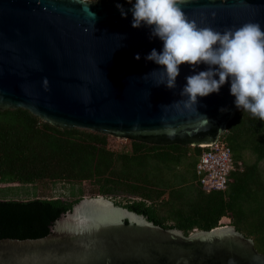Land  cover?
Listing matches in <instances>:
<instances>
[{"label": "water", "instance_id": "water-1", "mask_svg": "<svg viewBox=\"0 0 264 264\" xmlns=\"http://www.w3.org/2000/svg\"><path fill=\"white\" fill-rule=\"evenodd\" d=\"M118 4L0 0V108L20 106L61 128L148 144L217 140L237 108L230 79L198 97L196 110L176 103L185 99L186 77L208 66L183 64L176 88L155 86L158 77L145 75L160 66L145 57L163 42L150 38L148 26L132 27V4H120L126 17ZM182 10L198 27L222 32L254 22L264 31V0H187ZM194 231L185 236L108 200L84 198L43 237L1 238L0 264H264L253 240L233 227Z\"/></svg>", "mask_w": 264, "mask_h": 264}, {"label": "trees", "instance_id": "trees-1", "mask_svg": "<svg viewBox=\"0 0 264 264\" xmlns=\"http://www.w3.org/2000/svg\"><path fill=\"white\" fill-rule=\"evenodd\" d=\"M109 137L96 129L61 128L24 107L0 108V183L70 184L68 197H1L0 239L47 235L82 199L87 182L93 195L114 199L185 236L195 229L209 231L220 226L222 217H230L229 224L264 254V121L238 108L228 120L220 137L236 166L224 190L207 191L197 181L199 146L131 140L130 149L114 150Z\"/></svg>", "mask_w": 264, "mask_h": 264}, {"label": "clouds", "instance_id": "clouds-1", "mask_svg": "<svg viewBox=\"0 0 264 264\" xmlns=\"http://www.w3.org/2000/svg\"><path fill=\"white\" fill-rule=\"evenodd\" d=\"M127 2L132 4L129 9L132 27L148 26L150 38L158 37L163 42L161 51L153 48L145 57L160 66L145 75L158 77L155 86L164 84L168 89H174L181 65L195 69L205 64L207 70L186 77L187 83L180 92L185 99L176 103L196 110L198 97L218 93L230 79V94L235 97V106L264 121V31L258 23L247 22L221 32L198 27L190 20L182 10L187 0ZM117 7L122 17H126L123 6L118 4ZM134 58L139 60V53Z\"/></svg>", "mask_w": 264, "mask_h": 264}, {"label": "built area", "instance_id": "built-area-1", "mask_svg": "<svg viewBox=\"0 0 264 264\" xmlns=\"http://www.w3.org/2000/svg\"><path fill=\"white\" fill-rule=\"evenodd\" d=\"M132 2H135V0H132ZM220 136L212 143H204L199 146L202 151L197 159L195 172L197 181L207 191L224 190L230 181L229 174L236 166L229 146ZM238 165H241V162H238ZM223 218H226L227 223L222 220ZM229 222L230 217H222L219 224L220 226H227Z\"/></svg>", "mask_w": 264, "mask_h": 264}, {"label": "rangeland", "instance_id": "rangeland-1", "mask_svg": "<svg viewBox=\"0 0 264 264\" xmlns=\"http://www.w3.org/2000/svg\"><path fill=\"white\" fill-rule=\"evenodd\" d=\"M130 140L125 138H119L116 136L110 135L109 137V146L114 150H124L130 147ZM4 186H12L10 188H6L0 190V198L1 197H18V198H28L33 195L41 196V197H51V196H63L68 197L70 195V184L64 181H56L55 183L50 181H37L32 184H19V183H10V184H2L0 183V187ZM86 193L83 195L84 198H99L110 201L112 204L115 203L114 199L109 197H104L102 195H93L91 191L94 190V187L87 182L83 184ZM81 199V200H82ZM225 223H227L226 218H223ZM57 222V221H56ZM219 227V226H218ZM225 227V226H223ZM227 227H232L230 224H227ZM196 231H193L195 233Z\"/></svg>", "mask_w": 264, "mask_h": 264}, {"label": "crops", "instance_id": "crops-1", "mask_svg": "<svg viewBox=\"0 0 264 264\" xmlns=\"http://www.w3.org/2000/svg\"><path fill=\"white\" fill-rule=\"evenodd\" d=\"M130 141H131V140H130ZM129 145H130V147H131V143H130ZM130 147H129V148H127V150H128V149H130Z\"/></svg>", "mask_w": 264, "mask_h": 264}, {"label": "flooded vegetation", "instance_id": "flooded-vegetation-1", "mask_svg": "<svg viewBox=\"0 0 264 264\" xmlns=\"http://www.w3.org/2000/svg\"><path fill=\"white\" fill-rule=\"evenodd\" d=\"M114 205H117L116 203H114Z\"/></svg>", "mask_w": 264, "mask_h": 264}]
</instances>
